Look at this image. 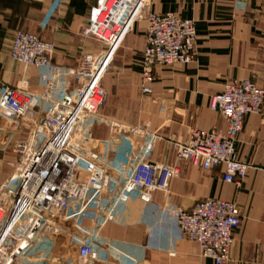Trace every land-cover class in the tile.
Listing matches in <instances>:
<instances>
[{"label": "built area", "instance_id": "built-area-1", "mask_svg": "<svg viewBox=\"0 0 264 264\" xmlns=\"http://www.w3.org/2000/svg\"><path fill=\"white\" fill-rule=\"evenodd\" d=\"M146 4L136 0L116 26L106 9L93 10L84 33L105 48L87 54L77 69L59 68L73 78L71 90L65 78L51 75L58 69L52 63L55 44L33 33L15 34L10 57L38 70L42 92L32 91L27 80L10 85L0 78V130L15 137L9 168L0 174V264H45L47 259L48 264L55 259L96 264L114 249L104 233L120 209L138 200L152 205L156 192L170 194L173 181L182 176L180 163L204 171L221 167L224 182L237 187L247 178L251 166L240 159L236 144L245 118L263 114L264 89L253 80L229 81L211 98L225 130L195 129L186 141L168 139L174 149L170 164L153 162L162 138L147 124L121 122L102 112L109 100L104 78ZM146 21L142 93L149 96L156 66L195 63L198 49L193 20L150 12ZM176 223L202 258L230 264L242 223L237 203L206 198L178 210Z\"/></svg>", "mask_w": 264, "mask_h": 264}, {"label": "crops", "instance_id": "crops-1", "mask_svg": "<svg viewBox=\"0 0 264 264\" xmlns=\"http://www.w3.org/2000/svg\"><path fill=\"white\" fill-rule=\"evenodd\" d=\"M135 1L0 0V8L7 17L32 21L30 33L55 44L52 63L58 69L51 75L55 80L65 78L71 90L73 78L59 68L77 69L87 54L105 48L84 33L93 10L106 9L116 26ZM150 12L193 20L198 57L189 65L156 66L153 93L146 96L142 55ZM9 48L10 40H0L1 80L10 85L27 80L32 91L42 92L38 70L11 59ZM246 79L264 89V0H147L104 78L109 100L102 112L121 122L147 124L162 138L153 162L170 164L174 149L168 139L186 141L195 129H226L222 115L210 107L211 98L222 93L227 82ZM236 146L240 159L251 166L241 186L224 182L221 167L204 171L180 163L182 176L173 181L170 194L156 192L152 205L138 200L120 209L104 233L114 249L96 264H215L202 258L198 245L183 238L176 227L178 210L190 209L206 198L239 206L242 223L235 231L230 264H264V110L262 115L245 118Z\"/></svg>", "mask_w": 264, "mask_h": 264}, {"label": "rangeland", "instance_id": "rangeland-1", "mask_svg": "<svg viewBox=\"0 0 264 264\" xmlns=\"http://www.w3.org/2000/svg\"><path fill=\"white\" fill-rule=\"evenodd\" d=\"M31 19V18H29ZM35 19V18H34ZM33 20V19H32ZM33 22L30 20H19V18L7 17L0 8V40H10L9 56L14 36L17 32H29ZM11 37V39H10ZM9 121V120H8ZM15 139L14 134L0 130V174H5L9 168L8 161L12 154V141Z\"/></svg>", "mask_w": 264, "mask_h": 264}]
</instances>
